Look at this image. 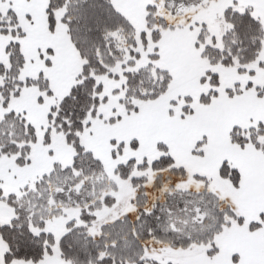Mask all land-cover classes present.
I'll use <instances>...</instances> for the list:
<instances>
[{"label":"snow or ice","instance_id":"obj_1","mask_svg":"<svg viewBox=\"0 0 264 264\" xmlns=\"http://www.w3.org/2000/svg\"><path fill=\"white\" fill-rule=\"evenodd\" d=\"M0 264H264V0H0Z\"/></svg>","mask_w":264,"mask_h":264}]
</instances>
